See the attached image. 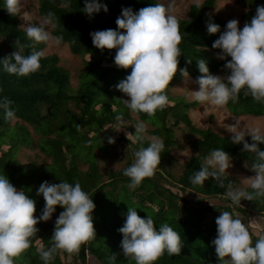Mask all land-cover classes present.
<instances>
[{
  "label": "trees",
  "instance_id": "16d2710c",
  "mask_svg": "<svg viewBox=\"0 0 264 264\" xmlns=\"http://www.w3.org/2000/svg\"><path fill=\"white\" fill-rule=\"evenodd\" d=\"M64 2L65 0H38L37 15L44 20L49 12L53 13L56 18L55 27L50 25L49 32L63 37L61 44L67 46L71 55L86 57L87 68L79 75L80 81L76 89L69 87L68 74L58 66L55 55L43 56L40 70L24 77L5 72L0 64V99L7 97L13 101L15 120L26 124L38 135L35 145L50 160L48 164L40 165L30 163L22 166L17 163L16 151L22 145L30 146L31 140L25 127H11L10 121L4 118L3 110H0V147H6L4 151L0 148V175H5L18 190L25 191L29 198L36 201L34 215L37 217L45 206L43 196L37 195V190L44 181L52 184L61 181L71 184L79 182L96 206L92 213L96 239L82 244L77 253L58 250L50 264H64L62 260L66 257L71 258L72 264H84L85 253L93 256L99 264H135V261L124 257L121 248L123 236L118 229L123 226L127 213H119L116 208L115 196L119 191L130 192L132 197L139 194L135 200L141 208L146 207L151 211L157 230L161 224L167 223L182 238L183 248L180 255H168L165 252L154 264H219L212 243L217 236L216 218L224 211L238 213L242 217H246L248 213L262 215L264 198L241 200L240 205L232 204L228 198L224 200L226 205H202L204 200L223 198L228 182L233 183V179L225 175L224 186L221 187L214 178H209L203 185L192 184L190 178L200 170L201 164L213 150L223 149L230 154L233 163L244 164L248 170L256 162L255 153L243 151L242 143L233 144L232 136H219L208 129L196 128L187 114L196 107L195 102L186 103L180 98L168 96L172 103L163 111L158 110L153 116L145 113L135 115L140 121L152 125L153 128L148 132L150 136H159L164 142L161 162L156 170H163L162 158L174 145L173 128L179 130L182 126L186 134L197 138L188 142L194 155L183 164L180 175L172 185L175 184L177 191L191 192L199 195L200 199L188 206L182 196H177L171 188L156 182L160 178L155 174L151 178H145L135 189L129 188L130 178L123 174L124 169L131 165L129 160L121 170L109 171L106 175L107 182H102L95 150L105 155L110 149L122 144L135 153L141 146L147 147L149 141L144 138L142 142L133 144L128 139L118 137L113 144L107 142V137H111L114 118L131 121V111L124 103L126 96L115 88V85L131 73V68L118 67L114 62L117 50L96 48L90 33L107 29L124 31L116 25L122 9L131 8L135 13L141 8L154 6L157 1L99 0L101 5L107 6L108 11L101 8L91 16L83 11L84 0H66L67 7L62 6ZM241 3L246 8L240 17L244 26L246 22H251L257 6L264 5V0H242ZM213 5L214 0H203L200 7L196 4L189 6L185 19L178 18L182 35L179 45L182 55L179 57L177 73L166 92L179 82L182 76L180 69L186 68L189 79L193 81L201 75L198 59L207 62L211 74H226V60L218 59L220 50L212 48L214 41L225 30L226 23L206 13ZM5 7V0H0V59L16 50V39L29 45L24 50L25 55L33 50L40 51V44L27 38L26 32L18 28L14 16ZM208 23L218 24L220 31L209 34ZM243 26L239 27L242 29ZM225 109L233 117L264 116V104L255 102L251 96L245 97L243 91L238 102H229ZM245 139L252 142L250 136ZM260 148L264 150V144ZM80 163L86 165L85 170L79 168ZM56 210L60 213L64 211L60 206H56ZM207 212L214 216L205 223L204 214ZM36 227L39 231L32 238L31 252L26 250L16 258L15 264H19L17 260L20 258L23 264H44L39 249L41 246L44 249L52 246L55 224L51 226L40 221ZM252 236L254 244L259 237ZM112 254L116 256L114 261L111 259Z\"/></svg>",
  "mask_w": 264,
  "mask_h": 264
},
{
  "label": "clouds",
  "instance_id": "9594fccd",
  "mask_svg": "<svg viewBox=\"0 0 264 264\" xmlns=\"http://www.w3.org/2000/svg\"><path fill=\"white\" fill-rule=\"evenodd\" d=\"M9 14L15 15L20 8V0H5ZM62 6L67 7L65 0ZM200 7L199 2L196 4ZM101 8L108 11L106 5L99 0H84L83 11L91 16ZM55 15L51 12L44 18L42 24H28L26 36L34 43H53L60 45L62 36L52 35L44 25L55 27ZM118 31L107 29L90 33L93 45L98 49H116L115 64L123 69L131 68V73L121 80L115 88L128 99H124L126 107L134 114L145 113L153 116L163 111L172 102L166 89L178 70L182 42L179 20L173 14V3H156L154 6L141 8L133 12L131 8L122 9L116 19ZM239 21L232 19L227 22L225 30L214 41L212 48L219 49L217 58L226 60L224 76L211 74L204 59H198V69L201 75L194 81L199 86L192 91V97L201 104L224 107L229 102L239 100L243 91L245 97L251 96L257 103L264 104V5L256 8V14L251 22H246L241 29ZM209 34L220 31V26L208 23ZM16 50L0 59L3 70L17 76H28L41 68L40 60L44 51H31L25 55L24 50L29 45L15 40ZM230 57V60L227 58ZM191 61H189L190 63ZM181 75L189 78L187 69H180ZM9 98L0 99V110L4 112L5 120L16 119L15 110ZM79 127V126H77ZM118 128L117 131L121 130ZM135 134L126 133L127 139L133 144L142 142L147 131L145 122L135 124ZM227 131L232 133L233 144H243V151L256 155V162L251 171L255 175L244 178L252 189L233 187L227 184L226 196L232 204L240 205L241 200L253 201L264 198V133L259 127H251L247 132L242 130L241 123L236 120L234 125H227ZM251 137L249 143L245 137ZM109 144L115 143L113 137H107ZM165 148L159 136H151L147 147L141 146L135 151L134 162L124 169L123 174L130 178L129 188L135 189L145 178L154 176L161 162V153ZM232 167V157L223 149H216L205 158L200 170L190 178L192 184L203 185L209 178H214L224 186L225 173ZM212 169V170H210ZM37 195H42L45 206L39 217L35 216L36 201L29 198L23 190H18L5 175H0V264H15L16 258L28 250L32 238L39 229L40 221H49L56 211V206L64 209L55 221L52 235V246L39 249L44 264H50L55 259L58 250L67 253H77L82 244L96 239L93 223L95 204L90 195L84 191L79 182L71 184L61 181L52 184L41 183ZM213 207L215 201H208ZM251 220L247 226L242 223V216L228 211L221 212L216 218L217 236L212 241L219 264H264V235L259 236L253 244L250 232ZM122 234L121 248L125 258L135 261V264H154L167 252L168 255H180L183 241L180 234L169 224L163 223L157 230L150 215L142 218L136 209L128 207L125 222L118 229ZM111 259H116L112 254Z\"/></svg>",
  "mask_w": 264,
  "mask_h": 264
},
{
  "label": "rangeland",
  "instance_id": "374dc122",
  "mask_svg": "<svg viewBox=\"0 0 264 264\" xmlns=\"http://www.w3.org/2000/svg\"><path fill=\"white\" fill-rule=\"evenodd\" d=\"M157 3L168 4L170 0H156ZM203 0H171L173 3V14L177 18L185 19L187 17V12L189 6L193 4H199ZM242 0H214V5L211 9H209L206 13L209 16L217 17L224 21L226 24L228 21L232 19H236L239 21L238 26H243V23L240 21L241 15L245 12L246 8L241 3ZM37 4L38 0H20V8L19 11L13 15L17 26L19 29L25 31V28L28 24H42L44 20L39 18L37 15ZM46 30L50 31V25H44ZM40 51H44V56L55 55L58 58V66L65 70L68 74L69 87L71 89H76L79 84L80 77L79 75L86 70V57L74 56L71 55L67 46L64 44L55 45L51 42L39 43ZM199 86L194 83L191 79H185L181 76L179 82L173 85L168 91L167 94L170 97L180 98L186 103L195 102L196 107L193 110L188 111V118L192 122V124L199 129H208L212 133H215L219 136H232L233 134L227 131V125H234L236 120H239L241 123L242 130L245 132L248 131L251 127H259L261 132L264 133V116L253 118V117H233L228 113V111L224 107H216L211 106L207 103L201 104L195 101L192 97V91H197ZM128 99V97H126ZM131 121H125L122 119L114 118L112 120L111 132L110 136L114 139L118 137H123L127 139L126 133L135 134L136 128L135 124L140 121L137 116L130 112ZM112 118V117H111ZM110 118V119H111ZM147 126V131L144 133V138L149 141L151 137L148 132L153 128L152 125L145 123ZM21 125L25 127L28 132L29 139L31 140L30 146H20L19 149L15 153L16 162L21 164L22 166H27L30 163H34L37 165L40 164H48L50 160L41 154L37 147L36 142L38 140V135L26 124L19 122L17 120L10 121V126H18ZM121 130L117 131L118 128ZM174 145L169 148L168 153L162 158V166L163 170H156L155 176L160 179H156L155 181L160 183L162 186H167V188H171V191L175 193L177 196H182L188 206L193 205L200 199L199 195H195L188 191L179 192L176 189L174 180L178 178L180 175L183 164L194 155V152L190 150L188 147V142L193 139H197L195 136H191L186 134L182 126L180 129H174ZM7 146V145H6ZM3 151L6 147H0ZM95 157L97 160L98 171L102 173L101 181L107 182V173L109 171H119L124 166L125 163L129 160V163L132 164L135 160L134 152L130 147L124 145H118L115 148L110 149L108 154L101 155L95 150ZM79 168L83 171L86 169V165L83 163L79 164ZM226 176L233 179V187H240L251 189L244 180V178L255 175L250 169L248 170L244 164H235L232 162V167L227 169L225 173ZM130 191V189H129ZM133 195H130V192L119 191L115 196L117 199L116 208L119 213H127L128 207L136 209L138 214L142 218H146L147 215H151V211L146 207L141 208L140 204L135 200L138 198ZM132 197V198H130ZM141 197V196H140ZM226 193L221 199H210L204 200L202 205H210L208 201H215L216 204L221 205L224 204V200L227 199ZM229 199V198H228ZM223 202V203H222ZM179 205L181 202L179 201ZM226 205V204H224ZM60 212L55 211L52 214V217L48 224L53 226L55 224L56 219L58 218ZM213 214L207 212L204 214V222L207 223L211 218H213ZM154 220V219H153ZM251 220L250 224V232L255 236L264 235V214L257 215L256 213H248L246 217H242V223L247 226ZM155 222V220H154ZM103 246V245H102ZM31 252V248H29ZM61 250H59L60 252ZM70 257L64 258L62 261L67 264H72L70 261ZM19 264H23L22 258L17 260ZM84 264H99L96 259L88 253H85V263Z\"/></svg>",
  "mask_w": 264,
  "mask_h": 264
}]
</instances>
